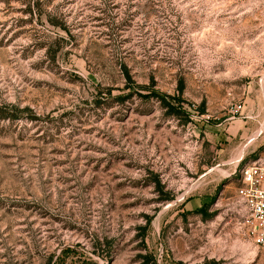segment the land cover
Listing matches in <instances>:
<instances>
[{
    "label": "rangeland",
    "instance_id": "rangeland-1",
    "mask_svg": "<svg viewBox=\"0 0 264 264\" xmlns=\"http://www.w3.org/2000/svg\"><path fill=\"white\" fill-rule=\"evenodd\" d=\"M263 119L264 0H0V264H264Z\"/></svg>",
    "mask_w": 264,
    "mask_h": 264
},
{
    "label": "built area",
    "instance_id": "built-area-1",
    "mask_svg": "<svg viewBox=\"0 0 264 264\" xmlns=\"http://www.w3.org/2000/svg\"><path fill=\"white\" fill-rule=\"evenodd\" d=\"M233 109V113L243 111L241 105ZM241 160L243 157L236 167ZM239 180L240 185L235 191L236 205L241 208L238 229L255 249L264 253V150L242 166Z\"/></svg>",
    "mask_w": 264,
    "mask_h": 264
},
{
    "label": "trees",
    "instance_id": "trees-1",
    "mask_svg": "<svg viewBox=\"0 0 264 264\" xmlns=\"http://www.w3.org/2000/svg\"><path fill=\"white\" fill-rule=\"evenodd\" d=\"M153 96H155L157 99H159L162 103H164L166 106L169 107V109H171V111L173 113H178L179 112V109L177 108H174V106L168 102V99H172L174 100V98H171L170 96L168 95H165L161 92H153Z\"/></svg>",
    "mask_w": 264,
    "mask_h": 264
},
{
    "label": "crops",
    "instance_id": "crops-1",
    "mask_svg": "<svg viewBox=\"0 0 264 264\" xmlns=\"http://www.w3.org/2000/svg\"><path fill=\"white\" fill-rule=\"evenodd\" d=\"M263 126H264V119H263V124H262ZM264 130V129H263ZM263 133V131L262 132H260V133H258L257 135L255 134H253L254 136H251L250 137V139H249V141L246 143V145H245V148H247V149H249V148H251L252 147V145L255 143V142H257L258 140H259V137H260V135ZM263 138H264V136H263ZM263 144V143H262ZM261 145V144H260ZM244 148V151L242 152V156L240 157V158H242V157H244V152H245V149ZM256 149L257 148H254V149H252V150H250V152L249 153H254L255 151H256ZM239 158V159H240ZM238 159V160H239Z\"/></svg>",
    "mask_w": 264,
    "mask_h": 264
}]
</instances>
